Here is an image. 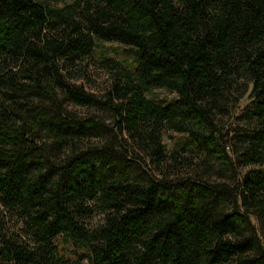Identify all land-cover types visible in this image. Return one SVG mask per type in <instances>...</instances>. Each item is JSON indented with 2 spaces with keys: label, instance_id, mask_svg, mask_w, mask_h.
Here are the masks:
<instances>
[{
  "label": "trees",
  "instance_id": "trees-1",
  "mask_svg": "<svg viewBox=\"0 0 264 264\" xmlns=\"http://www.w3.org/2000/svg\"><path fill=\"white\" fill-rule=\"evenodd\" d=\"M0 264H264V0H0Z\"/></svg>",
  "mask_w": 264,
  "mask_h": 264
},
{
  "label": "rangeland",
  "instance_id": "rangeland-1",
  "mask_svg": "<svg viewBox=\"0 0 264 264\" xmlns=\"http://www.w3.org/2000/svg\"><path fill=\"white\" fill-rule=\"evenodd\" d=\"M99 46H100L99 50L93 53V56L89 61L90 64L87 68V73L89 76V81H91L90 85L92 89L102 91V89H104L108 83L107 82L108 74L98 64L97 56L99 55L100 50H102L104 53H106L109 56L119 59L120 61L130 62V58L127 57L126 54L122 51V49L115 44L102 43ZM158 93H159L157 96L158 99H163V98L167 100L172 99L171 96L166 95V93L163 91H160ZM166 145L167 147H169V144L167 142Z\"/></svg>",
  "mask_w": 264,
  "mask_h": 264
}]
</instances>
